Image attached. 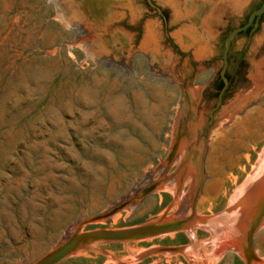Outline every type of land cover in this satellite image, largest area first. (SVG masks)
<instances>
[{
  "label": "rangeland",
  "instance_id": "rangeland-1",
  "mask_svg": "<svg viewBox=\"0 0 264 264\" xmlns=\"http://www.w3.org/2000/svg\"><path fill=\"white\" fill-rule=\"evenodd\" d=\"M263 1L0 0V264L163 222L58 264H264V209L229 208L264 162V14L217 107Z\"/></svg>",
  "mask_w": 264,
  "mask_h": 264
},
{
  "label": "water",
  "instance_id": "water-1",
  "mask_svg": "<svg viewBox=\"0 0 264 264\" xmlns=\"http://www.w3.org/2000/svg\"><path fill=\"white\" fill-rule=\"evenodd\" d=\"M264 14V2L261 7L257 10L253 11L249 17L248 23L242 27H238L234 29L230 35L227 37L225 41V49L223 53L224 67L221 72V77L225 82V86L222 92L219 95V102L217 107L221 105L223 94L228 88L229 82L226 77V70L228 68V53L231 48L233 40L240 34L241 32L247 30L250 26H252L256 20H258ZM157 188V184L153 183L147 188L143 189L141 192L144 196L149 195ZM128 202H124L111 212L107 213L103 216V218H108L116 213L118 210L126 207ZM185 220L184 222H186ZM175 223V222H174ZM174 223L163 222V223H154L147 224L138 227L128 228L121 231H108V230H93L82 233H75L70 236L60 247H58L53 253L48 255L47 257L41 259L36 264H58L66 257L71 255L75 250L79 247L96 242V241H107V242H121L130 240L133 238H142L148 236H157L160 234H165L167 232H172L177 230L179 227H184L186 223L176 226Z\"/></svg>",
  "mask_w": 264,
  "mask_h": 264
},
{
  "label": "bare ground",
  "instance_id": "bare-ground-1",
  "mask_svg": "<svg viewBox=\"0 0 264 264\" xmlns=\"http://www.w3.org/2000/svg\"><path fill=\"white\" fill-rule=\"evenodd\" d=\"M204 1H206V0H204ZM261 164H263V165H261ZM260 165L261 166L256 169L257 173L260 171L259 179L257 180V178H256L257 182L255 181L254 184L252 183L253 185L251 184V187H250L251 189L247 188L245 190H242L241 193L238 195V197L240 199L237 198V200L234 203H232L229 207L230 209L235 210V212H236L235 216L237 218H240V216L243 214L244 211H246L247 213H252V211H254V210L264 209V162H260ZM189 169H190L189 177L193 178L192 180L196 181V177H197V174L199 173L200 169L197 170L195 167V164L190 166ZM257 173H256V175H257ZM178 184H179V181H176L174 185L178 186ZM175 191H176L175 189L172 190V192H174V193H175ZM220 248H221V246H220Z\"/></svg>",
  "mask_w": 264,
  "mask_h": 264
},
{
  "label": "flooded vegetation",
  "instance_id": "flooded-vegetation-1",
  "mask_svg": "<svg viewBox=\"0 0 264 264\" xmlns=\"http://www.w3.org/2000/svg\"><path fill=\"white\" fill-rule=\"evenodd\" d=\"M264 2V1H263ZM260 5V4H259ZM259 5L258 6H256L255 8H254V10H252L251 11V13L253 12V11H255V10H257L258 9V7H259ZM251 13L245 18V20H244V22H243V25L242 26H244V25H246L247 23H248V20H249V17H250V15H251ZM256 23H257V20L255 21V23L252 25V26H250L249 28H251L249 31H247V30H245V31H243L241 34H238V36L239 35H250L251 33H252V31L254 30V28H255V26H256ZM241 26V27H242ZM237 36V37H238ZM236 37V38H237ZM235 38V39H236ZM235 39L233 40V42H232V45H231V48H230V50H229V53H228V68H229V65H230V56H231V52H232V48H233V44H234V42H235ZM228 68H227V70H226V77H227V79H228V82H229V84H230V79H229V77L227 76V71H228ZM222 79V78H221ZM222 82H223V87L221 88V91H220V93L222 92V90H223V88H224V86H225V82H224V80L222 79ZM229 86V85H228Z\"/></svg>",
  "mask_w": 264,
  "mask_h": 264
},
{
  "label": "trees",
  "instance_id": "trees-1",
  "mask_svg": "<svg viewBox=\"0 0 264 264\" xmlns=\"http://www.w3.org/2000/svg\"><path fill=\"white\" fill-rule=\"evenodd\" d=\"M261 5H262V4H260L258 8H260V7H261ZM250 29H251V28H249L247 31H249ZM241 33H242V32H241ZM241 33H240V34H241ZM222 84H223V83H222ZM223 85H224V84H223ZM222 87H223V86H222Z\"/></svg>",
  "mask_w": 264,
  "mask_h": 264
}]
</instances>
